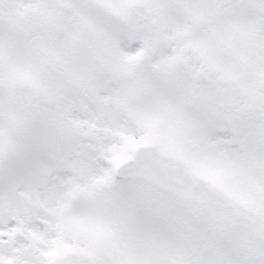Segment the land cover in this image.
Wrapping results in <instances>:
<instances>
[{
  "label": "snow or ice",
  "instance_id": "1",
  "mask_svg": "<svg viewBox=\"0 0 264 264\" xmlns=\"http://www.w3.org/2000/svg\"><path fill=\"white\" fill-rule=\"evenodd\" d=\"M0 264H264V0H0Z\"/></svg>",
  "mask_w": 264,
  "mask_h": 264
}]
</instances>
